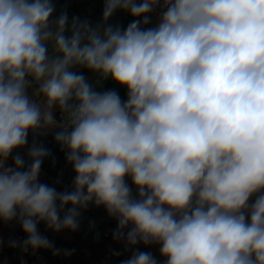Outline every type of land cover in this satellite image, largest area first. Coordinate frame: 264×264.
Wrapping results in <instances>:
<instances>
[{"label":"clouds","instance_id":"1","mask_svg":"<svg viewBox=\"0 0 264 264\" xmlns=\"http://www.w3.org/2000/svg\"><path fill=\"white\" fill-rule=\"evenodd\" d=\"M118 10L126 28L107 23ZM54 11L0 0V222L27 237L9 246L70 256L38 225L75 232L91 204L115 240L158 245L163 264H264V0H104L95 26ZM108 79L126 101L97 90ZM49 134L70 191L39 180ZM26 146L30 163L12 155Z\"/></svg>","mask_w":264,"mask_h":264},{"label":"built area","instance_id":"2","mask_svg":"<svg viewBox=\"0 0 264 264\" xmlns=\"http://www.w3.org/2000/svg\"><path fill=\"white\" fill-rule=\"evenodd\" d=\"M159 11L160 8L158 7L150 14L151 23L149 26L156 24ZM59 115L58 112L56 114L57 119H59ZM36 139L37 143H42L47 149L55 143L51 134L38 136ZM32 140L33 137L28 140V146L31 145ZM26 153L23 156L30 163ZM11 162L10 157L8 164L10 165ZM74 175L72 166L65 160L54 173H50L41 167L39 180L49 186L56 187L57 191H70ZM131 188L133 195H135V186L131 185ZM116 228L117 221L109 217L103 207L97 208L91 204L82 211L79 229L75 232L63 230L56 233L46 229L45 225L41 223L38 225V231L41 235L53 242L55 248L62 252L67 249L72 253L70 256L63 254L54 256L49 250L38 249L33 253L31 249L22 252L19 247H10V241L22 242L27 238L26 234L15 221L8 224L0 222V239H2L0 264H121L124 258L133 252L134 248H127L124 241H117L113 238V232Z\"/></svg>","mask_w":264,"mask_h":264},{"label":"water","instance_id":"3","mask_svg":"<svg viewBox=\"0 0 264 264\" xmlns=\"http://www.w3.org/2000/svg\"><path fill=\"white\" fill-rule=\"evenodd\" d=\"M55 6V11L51 19L57 18L61 13L66 12L69 24L74 17H78L81 21L87 20L91 25L95 26L102 23L104 0H51ZM112 25L111 18L107 22ZM81 73L90 81V76L84 72V69H73ZM127 99V95L125 101Z\"/></svg>","mask_w":264,"mask_h":264},{"label":"trees","instance_id":"4","mask_svg":"<svg viewBox=\"0 0 264 264\" xmlns=\"http://www.w3.org/2000/svg\"><path fill=\"white\" fill-rule=\"evenodd\" d=\"M116 83L111 81L107 83L103 90H112V87ZM51 156L43 161L42 168L50 173H54L60 167V165L65 161V153L61 151L60 146L55 142L50 148Z\"/></svg>","mask_w":264,"mask_h":264},{"label":"rangeland","instance_id":"5","mask_svg":"<svg viewBox=\"0 0 264 264\" xmlns=\"http://www.w3.org/2000/svg\"><path fill=\"white\" fill-rule=\"evenodd\" d=\"M139 2H140V0H137V3H139ZM132 19H133V17L129 13L124 12V11H120V16L118 17V22L117 23H118V25L121 26V28H126L127 25L132 21ZM111 81H112L111 79L102 81L101 83L96 85L97 90L103 91V89L105 88L106 84L110 83ZM114 90H116L119 93V95H120V92L122 91L120 85H118V84L115 85V89ZM29 134L32 135L31 132ZM40 136H42V135H40ZM25 149H27V146L24 149H18L16 151L22 154V152H24ZM146 247H148V248L150 247L151 248L152 254H154V256L156 255L157 260L159 262H161L164 259L163 257L160 256L159 246L158 245H148Z\"/></svg>","mask_w":264,"mask_h":264},{"label":"crops","instance_id":"6","mask_svg":"<svg viewBox=\"0 0 264 264\" xmlns=\"http://www.w3.org/2000/svg\"><path fill=\"white\" fill-rule=\"evenodd\" d=\"M116 85V84H115ZM115 85L112 87V90H114L115 89ZM121 87V92H120V97H121V99H122V101H125V98H126V95H127V89L125 88V87H123V86H120ZM58 113V112H57ZM56 113V114H57ZM33 136L32 135H28V140L30 139V138H32ZM26 153V149H25V151L24 152H22V154L21 153H19L20 155H24ZM17 154V151H14L13 152V155L15 156ZM128 184H129V186L131 187V185H132V183H131V180L129 179L128 181ZM254 199V198H253ZM153 249V248H152ZM133 251H141V252H150V253H152V250H151V248L149 247H146L145 245H143V244H138V245H136L135 247H134V250ZM131 255H132V253L131 254H129V255H127L125 258H124V260H127V259H129L130 257H131ZM153 256H154V254H152ZM156 259H157V257H156V255L154 256ZM123 260V261H124ZM158 261V260H157ZM158 264H163V260L161 261V262H159L158 261Z\"/></svg>","mask_w":264,"mask_h":264},{"label":"flooded vegetation","instance_id":"7","mask_svg":"<svg viewBox=\"0 0 264 264\" xmlns=\"http://www.w3.org/2000/svg\"><path fill=\"white\" fill-rule=\"evenodd\" d=\"M120 16V10H118L116 13H114V15L111 17V22H112V25L115 26V25H118V17ZM84 72L90 76V81L89 83H93L95 84L96 82V75H94L92 72H90L89 70L87 69H84Z\"/></svg>","mask_w":264,"mask_h":264}]
</instances>
